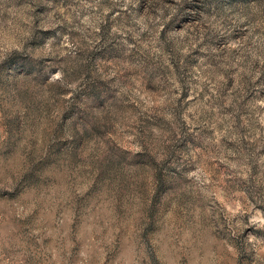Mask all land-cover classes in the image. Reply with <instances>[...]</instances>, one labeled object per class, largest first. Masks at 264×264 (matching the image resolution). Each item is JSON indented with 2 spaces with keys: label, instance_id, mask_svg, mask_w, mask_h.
Segmentation results:
<instances>
[{
  "label": "rangeland",
  "instance_id": "rangeland-1",
  "mask_svg": "<svg viewBox=\"0 0 264 264\" xmlns=\"http://www.w3.org/2000/svg\"><path fill=\"white\" fill-rule=\"evenodd\" d=\"M261 4L0 0V12L12 9L32 29L26 52L0 64V111L11 117L2 125L4 143L10 152L26 140L32 162L20 183L0 187V264H99L102 252L104 264H136L138 241L145 245L141 264H264V200L253 198L264 185V67L252 64L254 79L241 71L251 57L237 64L240 52L229 49L249 30L248 21L234 25L229 17ZM173 9L157 33L152 20ZM210 22L228 31L203 40L180 35L206 31ZM40 37L53 38L55 55L26 54L39 51L32 45ZM16 44L13 31L0 28V47ZM54 63L78 66L68 83L83 91L72 102L62 100L71 88L46 84L42 68ZM90 101L107 113L95 143L77 146L78 155L72 147L61 152L64 121ZM126 125L142 134L155 129L151 151L139 154L144 163L90 170L101 146L127 151L119 143ZM18 166L27 167L22 160ZM25 181L31 187L21 191ZM245 196L251 210L241 215Z\"/></svg>",
  "mask_w": 264,
  "mask_h": 264
},
{
  "label": "clouds",
  "instance_id": "clouds-1",
  "mask_svg": "<svg viewBox=\"0 0 264 264\" xmlns=\"http://www.w3.org/2000/svg\"><path fill=\"white\" fill-rule=\"evenodd\" d=\"M130 3L131 0H128ZM183 0H176L177 5H181ZM175 14V10L173 9L172 13L167 17V19L163 18V14L156 19L152 20V22L158 27L156 28V32L158 33L163 29V25L167 23L168 20H171L172 15ZM151 19V18H149ZM232 21V24L238 25L243 24L245 21H248L249 30L248 37L243 41H239L238 43H233L229 45V49H235L240 52V58L237 59V64L244 63V59L246 55H249L251 59L247 63V69H241V71H247L248 74L253 75V78H258L259 72L251 73L252 64L256 61H259L260 65L264 67V4H261L259 8L255 5L252 6V9L247 14H237L235 16L229 17ZM253 21H255L253 23ZM179 23V21H178ZM25 25V18L14 11L12 9H8L6 13L0 12V28L7 27L12 30L16 36L17 44L15 46L4 49L0 47V64H4L6 60H8L9 56L12 53H25V43L26 38H30L32 34L31 25L29 24L27 27ZM146 27V26H145ZM256 29H260V35L253 36V33L256 32ZM142 30H144L142 28ZM228 29L223 27V25L219 22H210L208 24L207 30H201L198 34H192L187 31L180 32L182 37L187 36L190 40H195L197 36H199L200 40H203L206 34L214 35L217 32H221L222 34L227 32ZM199 42V41H197ZM251 42L252 45L256 46L252 49H249L246 45ZM53 38H45L40 37L39 42H34L32 45L33 49H38V52H33L29 50L26 54L34 56L35 59H42L44 57L55 55V52L52 48ZM41 44L43 45L41 47ZM71 47V45H67ZM60 55L63 56L65 53L63 50H59ZM187 51V49H185ZM236 66V65H231ZM38 70L41 66H37ZM76 65L69 66L67 63L58 64L54 63L52 67H43V74L46 76V84L54 85L58 88H71L65 96L62 97L63 101L72 102L74 95H79L83 89L78 87V83L69 84V80H77V77L74 76V73L77 71ZM7 71H11L10 69H6ZM219 81L224 80V76L220 75L218 77ZM79 82H83V76L81 75L78 78ZM215 85H213V89L215 91ZM78 111L70 112L67 116V119L64 121L65 129H61V140H65L66 143L64 148H61V152L65 150V148L72 147L74 154L79 153V148L77 146L82 144H87L89 142L95 143V139L97 138V129H102L104 124L106 123L104 117L107 113L104 112V109L98 103H92L91 101L86 105H77ZM259 107L264 108V101L259 103ZM18 114L23 118L24 110L17 109ZM70 111V110H69ZM11 118L6 117L3 111H0V187H4L5 184L15 186L23 180L24 173L27 171H31V163L28 160V152L30 148L27 146L26 140H21L16 147L12 148L9 152L7 151V146L5 145V140L7 139L6 133L3 128V122L5 119ZM71 126L70 129L68 126ZM128 127L127 135L123 136L119 141L120 148H127V151H119L113 150L109 152L107 149H104L101 146V151L93 155L89 161V169L95 168L96 170H104L110 166L115 167H139L144 161L141 159L139 154H143L146 152H150L151 149L149 147L148 136L150 132H154L155 129L145 128L143 130V134L140 129L136 127H132L131 125H126ZM258 135V134H257ZM13 144L16 143V137H12ZM132 143L133 147H127L129 143ZM55 151V150H53ZM24 161V164L27 167L18 166L19 161ZM163 157H157L156 163L161 164ZM167 172V169H164ZM189 176L197 175L196 173H188ZM199 179V176H197ZM245 181H247L248 177L244 176ZM31 187L28 182H24L20 184L21 191L26 190ZM255 195L254 199H257V203L264 200V185H257L256 189H254ZM245 205L241 208L240 214L242 215L245 208L251 210L250 204L247 202V197H244ZM169 224L172 227L176 225L172 224L171 218H169ZM240 227H244V225H240ZM3 233H0V247L6 246L3 242ZM139 254L137 256L136 264H141V261L145 259L144 256V247L143 242H139ZM106 253L101 254L99 257V264H104V256ZM2 258V257H0Z\"/></svg>",
  "mask_w": 264,
  "mask_h": 264
}]
</instances>
